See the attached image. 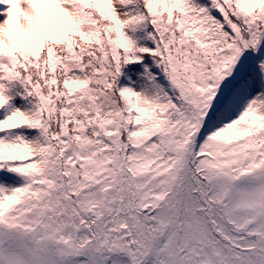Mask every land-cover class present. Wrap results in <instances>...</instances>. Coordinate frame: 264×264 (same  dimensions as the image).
Masks as SVG:
<instances>
[{"label": "snow or ice", "instance_id": "snow-or-ice-1", "mask_svg": "<svg viewBox=\"0 0 264 264\" xmlns=\"http://www.w3.org/2000/svg\"><path fill=\"white\" fill-rule=\"evenodd\" d=\"M0 17V264H264V0Z\"/></svg>", "mask_w": 264, "mask_h": 264}, {"label": "rangeland", "instance_id": "rangeland-1", "mask_svg": "<svg viewBox=\"0 0 264 264\" xmlns=\"http://www.w3.org/2000/svg\"><path fill=\"white\" fill-rule=\"evenodd\" d=\"M3 17H0V19H2Z\"/></svg>", "mask_w": 264, "mask_h": 264}]
</instances>
